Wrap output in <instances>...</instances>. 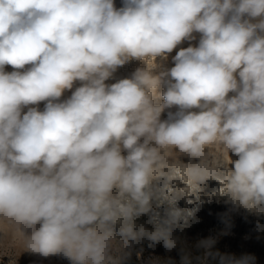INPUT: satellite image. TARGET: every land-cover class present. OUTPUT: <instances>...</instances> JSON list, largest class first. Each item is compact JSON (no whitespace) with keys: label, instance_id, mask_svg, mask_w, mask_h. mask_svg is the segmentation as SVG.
Masks as SVG:
<instances>
[{"label":"clouds","instance_id":"9594fccd","mask_svg":"<svg viewBox=\"0 0 264 264\" xmlns=\"http://www.w3.org/2000/svg\"><path fill=\"white\" fill-rule=\"evenodd\" d=\"M245 14L264 17V0H124L120 9L113 0H0V218L15 225L26 249L63 252L74 264H119L112 249L146 234L134 217L154 196L173 207L147 235L172 248V226L192 215L176 201L199 198L209 179L237 205L264 212V19ZM193 32L202 34L199 46L181 49L168 72L137 70L105 84L130 59L151 65ZM5 65L31 67L7 73ZM165 76L164 102L156 103ZM77 80L69 99L54 102ZM41 101L43 111L21 115ZM173 105L179 111L161 121ZM216 145L228 162L212 154ZM174 149L199 162L181 163ZM177 178L186 188L170 187Z\"/></svg>","mask_w":264,"mask_h":264},{"label":"rangeland","instance_id":"374dc122","mask_svg":"<svg viewBox=\"0 0 264 264\" xmlns=\"http://www.w3.org/2000/svg\"><path fill=\"white\" fill-rule=\"evenodd\" d=\"M113 3L116 9L124 6V0H113ZM199 34L202 35L201 33L193 32L194 39L183 40L172 52L155 57L151 65H149L147 59H130L124 65L118 67L112 76L105 81V84L110 86L122 79H131L137 70H149L152 75L168 72L175 66L173 58L181 49L196 46L201 38ZM30 67L31 65H25L23 69H14L11 65H5L4 71L7 73L12 71L24 72ZM237 79H239L238 76ZM169 80H171V77L165 76L164 82L161 83L157 90L160 91L161 87ZM82 83L79 80L75 81L73 88L65 90L62 96L54 102L59 103L69 99L76 88L82 86ZM233 95H236V93L230 92L227 98H231ZM155 102L163 103L164 98L157 96ZM46 103L47 101H41L35 105L25 106L22 108L21 115L23 116L28 111V108L31 107L43 111ZM168 109V113H170L175 109V106L165 108L166 111ZM194 109L198 108H192L187 111H193ZM162 114L160 120H168L169 116ZM140 142H143V138H141ZM151 146H155L154 142ZM173 151L177 153L176 158L183 164L199 162L198 158L190 157L187 154H179L178 149ZM210 151L214 156L220 157H222L223 152H226L218 145L212 146ZM121 155L124 157L128 155V150L124 149L122 145ZM238 158L234 154L232 161ZM164 182L162 178L153 180V188L162 187ZM169 185L175 190L186 188V184L179 178L170 181ZM220 186L218 181L209 179L200 186L202 191L199 193V198L191 193L181 195L174 207L192 212V215L187 218L186 223L184 220H180L171 228L173 230L198 225L197 239L200 242L204 240L214 241L210 248L203 247L205 256L211 253L216 260L209 262L202 259L195 263L190 262L188 255L190 254V244L193 241L192 235L182 234L180 237L173 239L176 243L172 248L165 247L163 240L153 241L149 239L147 233L156 231L157 227L169 218L168 214L173 207L166 200L161 202L162 198L158 199L157 196L150 200L151 208L147 213L134 217L135 230L139 231L140 228H143L146 234L136 240H130L126 245L120 247L119 250L112 249L110 255L114 259H118L119 264H159L161 253H157V256L155 252L157 248H160L166 253L165 264H185V258H187L189 264H222V260L240 259L244 256L253 258L251 264H264V212L251 211L237 205L228 196L217 192ZM113 191L115 193L116 189ZM40 226L41 224L37 223L32 228L25 229V235L30 236ZM114 232L117 241H119V225H114ZM217 252H221V259L216 258ZM0 264H74V261L63 252L43 256L26 249L24 238L17 232L15 225L0 218Z\"/></svg>","mask_w":264,"mask_h":264},{"label":"trees","instance_id":"16d2710c","mask_svg":"<svg viewBox=\"0 0 264 264\" xmlns=\"http://www.w3.org/2000/svg\"><path fill=\"white\" fill-rule=\"evenodd\" d=\"M197 229L198 225H191L187 228H177L171 230V238L176 239L177 237H180L182 234H188L192 235L193 241L190 244V254L188 255V258L190 259V262H197L199 260L205 259L206 261H213L216 260L213 256V254L209 253L208 256H205V251L204 248L200 246V240L197 239ZM161 250L160 248L156 249V254L161 253V257L159 258V264H165V258H166V253ZM181 251V250H180ZM181 253H183L181 251ZM158 256V254H157ZM217 259H221L222 255L221 252H217L216 254ZM216 264V263H213Z\"/></svg>","mask_w":264,"mask_h":264},{"label":"bare ground","instance_id":"6f19581e","mask_svg":"<svg viewBox=\"0 0 264 264\" xmlns=\"http://www.w3.org/2000/svg\"><path fill=\"white\" fill-rule=\"evenodd\" d=\"M244 19H248V20H250V22H252V23H257V22H259V20L260 19H264V17H256V18H251V17H248L247 16V14H245V16H244ZM199 37H201V35L199 34ZM199 46V42L196 44V46L195 47H198ZM167 87H168V83H165V85L164 86H162L161 87V89H160V91L159 90H157L156 91V97L158 96L159 98H164L163 97V93L167 90ZM173 106H175V109H177V110H172L170 113H172V114H175V113H177L178 111H179V106H176V105H173ZM189 110V109H188ZM194 112H199L198 111V109H194L193 110ZM169 112V109L166 111L165 109L163 110V114H164V116H169L168 113ZM162 114V115H163ZM229 157H230V159L232 160V158L234 157V154L233 153H229ZM222 159H223V161L224 162H228V155H227V152H223V155H222ZM233 165H229V167H232ZM221 187V186H220ZM219 187V188H220ZM218 188V187H217ZM218 188V189H219ZM218 189H217V192H218Z\"/></svg>","mask_w":264,"mask_h":264}]
</instances>
